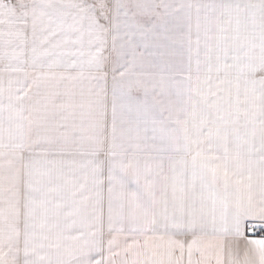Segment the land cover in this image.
I'll return each instance as SVG.
<instances>
[{
    "label": "snow or ice",
    "instance_id": "1",
    "mask_svg": "<svg viewBox=\"0 0 264 264\" xmlns=\"http://www.w3.org/2000/svg\"><path fill=\"white\" fill-rule=\"evenodd\" d=\"M264 0H0V264H264Z\"/></svg>",
    "mask_w": 264,
    "mask_h": 264
},
{
    "label": "crops",
    "instance_id": "2",
    "mask_svg": "<svg viewBox=\"0 0 264 264\" xmlns=\"http://www.w3.org/2000/svg\"><path fill=\"white\" fill-rule=\"evenodd\" d=\"M248 235H250L252 238H261L262 235L264 234H261L259 232L253 234V233H249Z\"/></svg>",
    "mask_w": 264,
    "mask_h": 264
}]
</instances>
